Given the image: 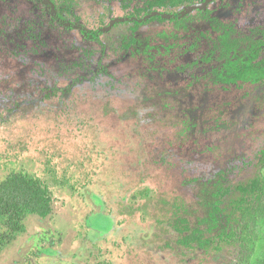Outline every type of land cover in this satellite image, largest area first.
<instances>
[{
  "label": "rangeland",
  "instance_id": "obj_1",
  "mask_svg": "<svg viewBox=\"0 0 264 264\" xmlns=\"http://www.w3.org/2000/svg\"><path fill=\"white\" fill-rule=\"evenodd\" d=\"M231 46L264 63V0H0V183L53 200L0 264L264 263V80Z\"/></svg>",
  "mask_w": 264,
  "mask_h": 264
},
{
  "label": "trees",
  "instance_id": "obj_2",
  "mask_svg": "<svg viewBox=\"0 0 264 264\" xmlns=\"http://www.w3.org/2000/svg\"><path fill=\"white\" fill-rule=\"evenodd\" d=\"M227 53V63L236 66V80L258 83L264 80V63L254 62L257 54L253 48L239 52L232 46ZM223 58V52H222ZM227 66H225L226 68ZM231 72V71H230ZM259 162H264L262 151ZM253 182L241 187V190L252 193L258 186ZM53 200L48 189L41 181L24 174H12L0 183V251L10 245L26 231L25 220L30 216L47 218L52 213ZM198 245L205 246L201 237ZM264 264V263H260Z\"/></svg>",
  "mask_w": 264,
  "mask_h": 264
}]
</instances>
